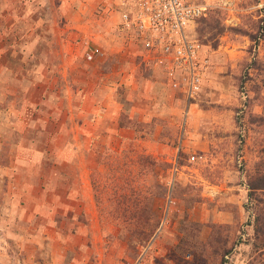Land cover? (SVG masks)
Instances as JSON below:
<instances>
[{
	"label": "rangeland",
	"instance_id": "rangeland-1",
	"mask_svg": "<svg viewBox=\"0 0 264 264\" xmlns=\"http://www.w3.org/2000/svg\"><path fill=\"white\" fill-rule=\"evenodd\" d=\"M14 1L0 10V165L17 166L8 197L26 206L6 224L0 264H264V0H187L202 8L189 36L206 61L192 98L181 80L150 79L116 15L103 25L102 10ZM99 84L123 111L86 112L80 92ZM81 122L91 142L76 138ZM10 136L40 164H16Z\"/></svg>",
	"mask_w": 264,
	"mask_h": 264
},
{
	"label": "built area",
	"instance_id": "built-area-1",
	"mask_svg": "<svg viewBox=\"0 0 264 264\" xmlns=\"http://www.w3.org/2000/svg\"><path fill=\"white\" fill-rule=\"evenodd\" d=\"M117 30L136 40L142 56L169 80L183 82V93L192 98L200 91L205 60L199 44L189 36V26L202 8L187 0H119ZM87 61L101 55L98 48L85 54Z\"/></svg>",
	"mask_w": 264,
	"mask_h": 264
},
{
	"label": "crops",
	"instance_id": "crops-1",
	"mask_svg": "<svg viewBox=\"0 0 264 264\" xmlns=\"http://www.w3.org/2000/svg\"><path fill=\"white\" fill-rule=\"evenodd\" d=\"M29 3L31 4V2L36 3V7L38 8V10H44V5H47L45 3L46 0H28ZM45 3V4H43ZM5 4V6H4ZM48 4H50V9L52 10H74V15H79L83 13V10H88V13L90 11H95V10H102L100 16L98 17L99 20L101 21V23L103 25H105L106 23L109 24V20H110V16H115L117 17V22L116 25L114 24V28L118 27V22H119V14H120V7H119V2L118 0H49ZM15 1L14 0H0V10H15ZM25 10V9H22ZM92 13V12H91ZM97 22V21H96ZM111 27V26H109ZM112 28V27H111ZM123 33V32H122ZM142 54V52H141ZM142 64L144 66L147 67V69L149 68L151 71V77L150 79H153L155 77H160L164 80H166V78L161 74V72L159 70H157L156 68H154V66L152 65L151 62L146 61L144 57H142ZM104 63V62H103ZM100 70H96L99 72H96L99 76H102L104 78H108V75H110L112 73V71L110 73H106V67L102 66L99 68ZM143 71V70H142ZM141 69H139L136 72V75H138L139 77H141L142 80H146L147 77H145L144 71L142 73ZM115 75V74H114ZM122 78H125L124 81L120 82V83H128V79H130V75L126 74V76H122ZM98 79L95 81L96 83L98 82ZM150 79H147L145 81V88L149 87L152 88L154 85V83H151ZM168 80V79H167ZM166 80V81H167ZM144 83V81H143ZM103 84H99V86L96 88V90L90 89L88 88L85 92L81 91L80 95L83 96V98L86 101L87 104V113L89 115H97L98 116V112L99 111H103L104 114H102V116H105V112L110 111L111 109H118V111H123V107H121L119 100L117 101V97L114 96L110 93V91H108V93L105 92V89L102 87ZM144 84L140 83V89L138 90L137 93H140L142 90H144ZM157 88V87H156ZM97 91H102V94H100L101 96H98V92ZM78 93V92H77ZM144 103V102H142ZM136 105V104H134ZM157 105V103H154L153 101H151L148 104V107L151 108H155ZM138 108V106H136ZM19 107H17V105L12 104V110H11V115L9 116V123L10 126L12 125L14 128V130H16L17 132L14 134L16 135L17 133L21 132L22 130H20L19 128H17V123L16 120L17 119V110ZM131 108V113L132 111H134L136 114H138V111L134 110L132 107ZM76 110L80 111V108L78 105H76ZM143 115V114H142ZM86 118L88 120V116L86 115ZM143 120L147 119L146 118H142ZM98 121V118H97ZM96 121V123H92L93 125L98 124V122ZM31 122L32 120H25L24 126L22 129H25V127L30 128L31 126ZM83 124L84 122H81L80 124H77L76 126L78 127V130H76V138H78L80 136V138H82L83 141H92L93 138V133L89 134L87 131L85 132V130H83ZM91 124V123H90ZM118 129L120 130V127L118 125L115 124V129L114 131L117 132ZM109 129L107 128V131ZM118 134V133H117ZM119 137L120 134H118ZM12 138V136L5 138L8 141H10ZM2 139V138H0ZM4 139V138H3ZM10 148L8 149L9 152L7 153L9 156L10 151L11 152H16L15 153V157H11L14 158L16 160V164H20V160H33L35 161L37 164H40V161L42 159V152L35 148L34 146H32L31 141L28 140L26 143L22 144L20 142H16V141H10ZM70 153L67 152H63L59 158L62 160H68L71 159V155H73L72 157H77V155H75V153L73 152L71 155H69ZM10 158V160H11ZM19 172V170L17 169V166H13L12 165V161H9L7 163H4L2 165H0V182H1V186L0 190L4 191V189H6V192L4 194H6V196L4 197V202L2 204V208L3 211H0L3 215L0 216V240H5L6 238L10 237L9 233H11V237L12 235H14V233H12V229H10V225H6L7 223H10L11 220H13V215H14V211H20L23 213V209L26 206L25 201H20L19 198H10L8 197V192H9V177L12 174H17ZM18 191V190H17ZM23 187H22V191L18 193L24 195L23 192ZM12 195H13V190L11 189ZM22 202V203H21ZM36 207L38 206V204L36 203L35 205ZM22 207V208H21ZM24 220V217L22 218ZM4 235V236H3ZM6 243V242H5Z\"/></svg>",
	"mask_w": 264,
	"mask_h": 264
},
{
	"label": "trees",
	"instance_id": "trees-1",
	"mask_svg": "<svg viewBox=\"0 0 264 264\" xmlns=\"http://www.w3.org/2000/svg\"><path fill=\"white\" fill-rule=\"evenodd\" d=\"M131 190V189H130Z\"/></svg>",
	"mask_w": 264,
	"mask_h": 264
}]
</instances>
